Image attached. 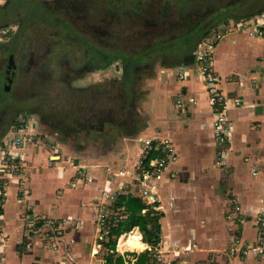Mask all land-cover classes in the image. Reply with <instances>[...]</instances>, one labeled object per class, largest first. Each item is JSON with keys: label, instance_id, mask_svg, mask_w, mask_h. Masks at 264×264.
Instances as JSON below:
<instances>
[{"label": "crops", "instance_id": "0c3cea01", "mask_svg": "<svg viewBox=\"0 0 264 264\" xmlns=\"http://www.w3.org/2000/svg\"><path fill=\"white\" fill-rule=\"evenodd\" d=\"M261 12L264 10L250 16ZM220 27L218 31L226 28L223 24ZM84 51L88 57L94 55L95 61L102 60L88 47ZM181 55L180 61L165 63L155 74L146 73L149 78L141 94L143 106L133 83L129 102L113 106L133 110L134 126L138 125V115H149L145 131L134 136L122 133L127 137L121 136L118 148L97 155L89 152L82 158L61 147L60 161L42 143L24 149L25 170L7 181L0 177V186L5 187L2 212L6 235L0 245V264H107L108 255L113 253L116 256L111 264L121 256L125 264H135L134 252H124L136 251L126 245L129 233L120 235L115 249L103 246L105 229L95 219L97 199L101 188L116 191L122 185L128 189L121 194H130L145 204L143 213L150 209L132 178L109 175L105 170L107 165L114 173L124 165L133 168L143 149L141 140L152 138L169 139L176 151L160 187L161 242L157 251L161 264H264V254L245 257L232 253L238 246L235 241L241 242L239 247L249 243L264 248V227L258 224L264 212V38L226 32L215 46V66L230 124L224 145L215 135L216 113L196 70L193 52ZM98 65L101 70L111 66ZM181 68L189 73L185 80L178 78ZM179 99L183 106L177 105ZM4 136L0 134V140ZM177 136L183 139L182 148L176 143ZM77 165L89 168V180ZM192 178L198 181L192 182ZM208 181L209 187L205 184ZM107 205H103L105 210L111 207ZM139 237L146 247H136V240L137 250H151L143 234Z\"/></svg>", "mask_w": 264, "mask_h": 264}, {"label": "rangeland", "instance_id": "374dc122", "mask_svg": "<svg viewBox=\"0 0 264 264\" xmlns=\"http://www.w3.org/2000/svg\"><path fill=\"white\" fill-rule=\"evenodd\" d=\"M47 1L56 5L67 2L64 16L71 25L83 33L85 40L77 41L78 37L63 36L57 22L46 26L38 20L39 22L32 24V27H23L24 21L27 20L21 14L24 11L21 10L22 7L4 11L10 2L19 4L22 0H0V121L4 122L3 128L6 126L2 130V136L13 126L29 125V131L36 134L35 144L32 145L42 143L45 148L47 146L49 151L56 155L55 158L59 159L57 161L62 160L59 155L63 154V151L61 154L63 147L85 158L89 152L97 155L118 148L117 143H120L121 136H124L122 133L134 136L139 131H145L146 119L149 115H138V125L134 126L136 117L134 119L132 115L133 110L112 109V105L117 106L116 103L120 104L121 100L129 98L132 83L133 86L136 84L140 92L139 105H144L145 99L141 96L144 95L146 79L149 78L146 73L155 74L165 63L173 64L183 58L176 53L172 45L157 47L159 43L172 40L179 32L184 31L179 27L184 29L194 22L198 27L197 42L200 41V44L205 38L210 37L213 43L217 28H221L222 24L227 25L229 20L235 21L243 16L241 8H234L226 16L227 22L225 18L213 25V11H219L236 0H214L217 4L214 7L213 0L212 4L204 0L195 2L189 8L193 12L191 16L180 14L175 8L173 13L171 11L170 14H166L160 7L163 4L160 0H146L149 4L148 12L151 14L149 20L134 13L123 19L118 16L110 17L109 14L106 16L104 11L106 7L103 4L106 0H92L93 4L90 0ZM177 25H179L178 29ZM220 31L223 32L224 29ZM17 38L19 43H16ZM90 42L98 43V48L103 50L122 51L128 57L126 60L117 59L113 65L101 70L96 65L102 60L95 61L94 55L88 57L84 51V48L90 46ZM147 48L151 50L145 52ZM140 51L144 55L137 60L136 54ZM133 61L136 65H141H135L137 69L134 66L135 69L131 71L130 66ZM11 62L18 63L17 76L9 84L10 90H6V70ZM172 100L175 101V98ZM89 102H93L91 106L99 104L102 108L95 110L91 108ZM57 106L59 109L56 108ZM58 110L60 112L52 116L51 111ZM170 111H173L171 107ZM176 140H178L177 145L182 148L183 139L177 136ZM66 158L69 160L70 157L66 155ZM211 158L213 163V157ZM79 167L77 165L76 168ZM77 171L81 172L79 169ZM82 175L91 178L89 168H86V173L83 171ZM188 180L185 178V181ZM193 181L198 180L192 178ZM132 183L134 186L138 185L134 179ZM205 184L208 186L211 181ZM124 189L128 188L124 186ZM103 190L106 188H101L100 191ZM113 201L109 199L103 205L112 206ZM103 212L106 214L104 223L99 221L102 212L99 211L95 216L102 230L108 225L110 209ZM119 215L122 216V212ZM123 216L125 218V215ZM30 219L33 220V217ZM129 246L136 251L124 252L137 254L146 249L137 250L134 243ZM157 250L155 253L161 262V254Z\"/></svg>", "mask_w": 264, "mask_h": 264}, {"label": "built area", "instance_id": "2783aa9c", "mask_svg": "<svg viewBox=\"0 0 264 264\" xmlns=\"http://www.w3.org/2000/svg\"><path fill=\"white\" fill-rule=\"evenodd\" d=\"M224 26H226V28L223 32H216L213 37V43L211 42L210 37H204L205 40L198 44L193 51L196 70L206 84L209 93V102L216 113L214 130L220 145L225 144L230 124L227 118L226 96L221 88V77L215 66L214 49L218 40H220L226 32H244L252 37L264 38V12L231 21ZM188 76L189 73L185 68H181L178 71V78L180 80H185ZM191 100H193V98ZM182 101V99H179L177 105L183 106ZM28 128L29 125L13 126V128L10 129V132L0 140L1 180L7 181L14 176H19L25 170V157L22 152L28 146L35 144L34 141L36 137V134H33ZM141 141L143 149L133 168L124 165L123 168L114 173L112 172V168L108 167L105 172L117 177L129 176L133 178L138 182L137 186L140 198L144 200L149 208L160 212L159 206L162 204V198L160 195L161 182L166 168L175 158V147L169 139L158 140L152 138L142 139ZM152 155H154V157H152ZM83 171L86 173V169H83ZM87 179L89 180L90 177H87ZM4 184H6V182ZM124 190V186L122 185L116 191L107 189L103 190L101 197L97 199L98 210L102 212V214H100L101 218H99L100 223L105 222L106 214L103 212L105 211L103 210V203L109 199L115 200L118 194H121ZM4 200L5 187L0 186V245L6 241V235L3 231L2 212V204ZM101 206L103 208L100 209L99 207ZM258 224L264 227V212L258 217ZM235 244L238 246L232 249V253L238 256L242 255L247 257L253 255L254 257H257L264 254V248L256 247L255 244L251 245L249 243H243L241 247H239V244L236 241Z\"/></svg>", "mask_w": 264, "mask_h": 264}, {"label": "trees", "instance_id": "16d2710c", "mask_svg": "<svg viewBox=\"0 0 264 264\" xmlns=\"http://www.w3.org/2000/svg\"><path fill=\"white\" fill-rule=\"evenodd\" d=\"M199 1L201 0H160V2L163 3L160 7L166 14H170L171 11L173 13V8H175L180 14L185 13L186 16H191L193 12L189 10V8L192 7L195 2ZM204 1L208 4H212V0ZM90 2L93 4L92 0H90ZM103 4L106 7L104 10L106 16L109 14L110 17L118 16L123 19V17L134 13L138 17H143L146 20H149L151 15L148 12L147 7H149V4H147L146 0H106L103 2ZM215 5L217 4L213 0V7ZM66 6L67 2H62L59 3V5H56L49 1L43 0H22V2L19 4L10 2L4 11H7L9 8L17 10L18 7H22L21 10L24 11L21 14L25 20H27L24 21L23 27H32V24L39 21L46 24V26L57 22V24H59L58 28L62 29L61 33L63 36L66 37L68 35L69 37H78L77 41L85 40L83 33L78 31L75 26L71 25V23L68 21V18L64 16V14H66L65 11H67ZM234 8H241L243 16H250L264 10V0H236L228 6H224L219 11H213V25H215L220 20H225L228 13ZM13 10L11 12H13ZM178 26L179 25H177V29ZM179 29L184 31L179 32L172 40H166L159 43L157 47L169 44L172 45V48H175L176 53L179 55L187 53L191 54V52H193L192 50H194L193 48L196 45V42L199 39V37L196 35L198 27L196 26V23L193 22L190 25L185 26L184 29L182 27H179ZM184 32H187V34ZM179 34L181 36L178 37ZM184 34L186 35L184 36ZM175 39H177V41ZM15 40L16 43H19V38ZM90 43V46H88L89 50L97 53L99 57L102 58L100 66H103V68H107L117 59L122 58V60H126L128 57V55L122 51L117 52L103 50L98 48V43ZM150 50L151 49L147 48L145 52ZM142 55H144L143 52H137L136 59L138 60V58ZM135 65L136 62L133 61L130 66L131 71ZM152 157H154V155H152ZM144 208L145 204L137 197H133L130 194H118L116 200H114L112 206L110 207V216L107 218L108 225L105 229L106 237L102 243L106 249H115L117 245V239L121 234L125 233L123 231L131 230L127 232L129 233L127 242V245L129 246L131 243H134L136 240L140 239L139 235L143 234L144 242L148 243L152 249L145 250L139 254L131 253L137 258L135 264H161L155 253L161 242V214L160 212H157L151 208L143 213ZM120 212L125 215V218L123 215H119ZM137 227H139L142 233ZM115 256V253L109 254L107 257V264H111ZM115 264H125V258L123 256L117 258Z\"/></svg>", "mask_w": 264, "mask_h": 264}, {"label": "flooded vegetation", "instance_id": "af4514ba", "mask_svg": "<svg viewBox=\"0 0 264 264\" xmlns=\"http://www.w3.org/2000/svg\"><path fill=\"white\" fill-rule=\"evenodd\" d=\"M14 63V67L10 70V71H8V66H7V70H6V90H10V88H11V86H9V84H11V82H13V80H15L16 79V76H17V68H18V63L17 62H13ZM31 63V62H30ZM97 67H99V65L97 64L96 65ZM9 93V92H8ZM130 93H131V89H130ZM4 101V100H3ZM128 103L129 102V100L128 99H126V100H121L120 101V104L118 103H116L115 105H117L118 107L119 106H123V104L124 103ZM93 102H89V104H90V106H91V104H92ZM23 104H25V102H23ZM116 106V107H117ZM112 107H113V105H112ZM57 109H59L58 108V106L56 107ZM91 108H93V109H95V110H97L98 108H102L101 107V105H97V104H94L93 106H91ZM116 109V108H115ZM126 109H127V106H126ZM58 112H60L59 110L58 111H51V114H52V116H54V115H56ZM44 113V112H43ZM19 114V113H18ZM47 115H50V114H47ZM89 119H90V117H89ZM87 120V119H86ZM3 126H4V122L3 121H0V134H2V130L6 127H4L3 128Z\"/></svg>", "mask_w": 264, "mask_h": 264}, {"label": "bare ground", "instance_id": "6f19581e", "mask_svg": "<svg viewBox=\"0 0 264 264\" xmlns=\"http://www.w3.org/2000/svg\"><path fill=\"white\" fill-rule=\"evenodd\" d=\"M136 247H146V244L142 243L140 240L136 241Z\"/></svg>", "mask_w": 264, "mask_h": 264}, {"label": "water", "instance_id": "95a60500", "mask_svg": "<svg viewBox=\"0 0 264 264\" xmlns=\"http://www.w3.org/2000/svg\"><path fill=\"white\" fill-rule=\"evenodd\" d=\"M14 67V63L11 62V64L8 65V71H10Z\"/></svg>", "mask_w": 264, "mask_h": 264}]
</instances>
